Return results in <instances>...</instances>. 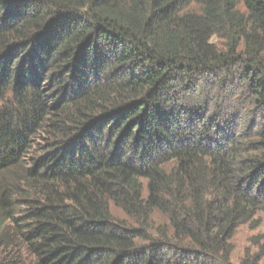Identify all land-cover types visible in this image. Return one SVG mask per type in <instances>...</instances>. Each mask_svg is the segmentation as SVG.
Wrapping results in <instances>:
<instances>
[{
    "label": "trees",
    "instance_id": "obj_1",
    "mask_svg": "<svg viewBox=\"0 0 264 264\" xmlns=\"http://www.w3.org/2000/svg\"><path fill=\"white\" fill-rule=\"evenodd\" d=\"M259 212L264 0H0V264H232Z\"/></svg>",
    "mask_w": 264,
    "mask_h": 264
},
{
    "label": "rangeland",
    "instance_id": "obj_2",
    "mask_svg": "<svg viewBox=\"0 0 264 264\" xmlns=\"http://www.w3.org/2000/svg\"><path fill=\"white\" fill-rule=\"evenodd\" d=\"M188 9L195 12L198 11V7L195 4L190 5ZM237 9L240 12H244L241 4L237 6ZM213 42L216 45H219V42L217 40H213ZM214 93L215 92L213 91V94ZM218 102L221 103V101ZM235 107L236 102L234 104L230 103V105H227V112L236 113L237 109ZM170 165L172 166V162H168L162 167H164V169H168ZM140 183L142 184L141 195L143 198H146V182L145 180H140ZM109 212L115 220L123 224L125 223L126 227H130L131 229H135L137 227L120 209L114 207L113 205H110ZM255 219L258 220V226L253 227V224H243L235 230L234 235L231 239L233 250L230 255V261L232 264H238L246 253H249V255L251 256L256 255L257 253H259L261 248H264V213H257ZM149 224L151 227L161 232L165 230L167 221L164 217L160 216L157 213H154L150 218ZM138 243L140 244V242ZM261 263H264V258H262Z\"/></svg>",
    "mask_w": 264,
    "mask_h": 264
}]
</instances>
